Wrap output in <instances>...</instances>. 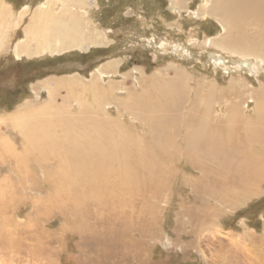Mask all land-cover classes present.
<instances>
[{"label":"rangeland","instance_id":"obj_1","mask_svg":"<svg viewBox=\"0 0 264 264\" xmlns=\"http://www.w3.org/2000/svg\"><path fill=\"white\" fill-rule=\"evenodd\" d=\"M2 2L10 7L8 23L27 13L20 25H8L0 52V264H264V149L257 133L244 139L247 126L263 127L243 123L264 117V55L240 46L241 37L253 41L259 29L200 15L205 0H85L84 31L100 32V43L18 57L24 27L48 0ZM46 80L49 88L39 87ZM100 86L108 92H97ZM195 98L198 106H191ZM47 110L85 119L71 135L92 127L95 115L109 114L120 133L131 135L121 134L120 148L131 152V166L154 169L152 178L140 172L125 185L113 168L103 173L106 182L98 178L97 187L74 200L75 188L63 184L68 163L61 142L52 148L46 146L53 141L42 140L26 153L12 121L26 114L40 123ZM185 121L191 129L206 124L235 145L232 165L241 160L240 170L216 169L209 146L186 155L192 144L179 130ZM53 128L47 131L58 138L62 129ZM244 156L258 161L256 182Z\"/></svg>","mask_w":264,"mask_h":264},{"label":"bare ground","instance_id":"obj_2","mask_svg":"<svg viewBox=\"0 0 264 264\" xmlns=\"http://www.w3.org/2000/svg\"><path fill=\"white\" fill-rule=\"evenodd\" d=\"M172 1H175L176 5L179 4L180 2L181 3L184 2V0H172ZM85 4H86L85 0H48V3H45L40 7H38V9L31 14V22L26 26L24 25L25 26L24 31L26 36L24 39L18 41L17 45L15 46V55L18 57L20 56L35 57V56H42L43 54L46 53L60 54L61 52L71 48L81 47L82 49H84L83 47L85 46L88 47L87 46L88 40L91 41L90 44L100 43L102 41V35L100 32L94 33L92 37H88L86 35V31H84V28H87V27L83 28V23L86 24V22H83L82 20V18L87 13ZM9 8L10 7L7 5L6 2L0 3V52L3 51V49L5 48L4 47V45L6 44L5 36L7 35L6 32L9 29L8 25L9 24L10 26L20 25L23 21L24 14L27 13L26 10H24L23 13L20 12L19 19L15 21L10 19L11 17H9V23H8L7 10ZM201 14H206L207 16H214L221 20L222 19L227 20L230 23H235L239 26L242 24L245 26L247 23H249V25H255L257 29H259V35L256 36V38H254L253 41H248V42L246 41L245 37L244 38L241 37L240 46L241 49H251L252 51L255 49L257 51H253V52L255 53L262 52L259 55H264V0H205V4H202V6L200 7V15ZM99 38L101 39V41L99 40ZM227 43L230 42L226 39L221 40V45L225 46L227 49H230L231 46L230 44ZM244 66L249 67L250 63L244 62ZM49 86H50V81L46 80L45 82H42V85L39 87L48 89ZM98 91L108 92V89L100 86L98 87L97 92ZM48 93L50 96L54 95L52 89ZM255 96L256 98H258V102H259V103L256 102V104L258 103V107L261 108L262 100L260 99V96L258 94L257 95L255 94ZM197 100L198 99L194 100L195 104L193 103V105L191 106H198L196 105V103L198 102ZM122 102L127 103L129 102V100L128 99L122 100ZM259 112L263 113V111L261 110H259ZM155 114H156V110H155ZM39 117L41 119L40 123H32L30 121H27L26 119L31 117L30 116L27 117L26 114L18 115L17 117H12V121L15 124L16 129L24 135L27 141L26 150H25L26 153L27 151L28 152L31 151L32 147H34L35 145L37 147H42L43 145L42 140L47 139V141H53L49 143L48 146H46L52 148L54 146H57V142L55 141L56 139L61 142L63 146L61 147L62 149L60 148L61 149L60 152L64 153L65 160L68 163V167H66L67 171L62 175L64 182L63 184H66L69 188H73V189L75 188L71 192L72 193L71 197L77 198V199L74 198V200H78V194L83 195L84 188H88L87 190L91 192L90 190L91 187H97L98 178L105 181L102 177L110 173L113 168H116L118 173L119 171L123 172L122 181L125 185H129L131 183L130 179L135 175L139 179V177L143 176L142 174L146 173L145 175H147L146 176L147 179L152 178V173L154 169L152 170L144 169V171L141 172L139 171V167L136 166L137 165L136 162L134 163L135 167L131 166V156H130L132 155L131 152L130 151L126 152V149L124 148L120 149L122 143L121 134L123 133L120 132L123 130L118 129L121 127L118 126V124L112 119V117H110L109 114L107 115V117H100V118L99 115H95V118H93L94 125L90 127L87 131H84L81 135H71L70 132H72V130L76 128V121L79 119L80 122H84L85 121L84 118H78L75 121L74 118L69 116H62L59 114L58 111L55 110L44 111ZM162 118H164V116H162ZM191 118L193 119V117ZM256 120L258 122H262L260 127L263 128L261 129V131L259 130L257 131V129L255 128L248 131L247 128L249 129L250 127L247 126L244 139L251 137L252 134L254 133H257L259 140L262 142L261 144L262 149H264V117L258 116L256 119L254 117L253 118L246 117L245 119H243V123L246 126L253 123ZM65 121L70 122L73 126L70 125L65 126L64 125ZM177 121L179 124V120ZM103 122L104 124L102 125ZM203 122L205 123L204 120ZM52 123H55L56 125L45 127L46 125L48 124L50 125ZM105 123H108L109 125ZM192 125L194 126V123H192ZM33 127L36 128L33 131H31ZM51 127H54L53 128L54 130L55 128L62 129L60 132H58L59 135V137L57 136L58 138H56L55 136L57 132L55 133L54 131L53 132L47 131ZM190 127H192L191 122L185 121V124L182 126V128L179 129V130L183 129L185 131V137L187 141H190L192 144L191 147L190 146L188 147V149L185 148L186 155L192 156L194 158L195 153L201 150L198 148V146L200 145H203V147L209 146L210 147L209 154L216 155L217 165H219L217 166L216 169L224 170L226 172L231 171L229 168H226L227 167L226 165L228 164L231 167H236L238 171L240 170L241 168L240 165L242 162L241 160L238 161L240 165L238 164L232 165V158L237 153L235 151L236 149L235 145L229 146L227 144V140L224 139V137L220 138V135L218 137L216 133L217 131L215 132L212 129L207 128L206 124L203 126H198L196 124L194 129H191ZM185 128L187 130H185ZM152 129L154 133L155 131L156 133H158L157 128H152ZM173 129L175 128L173 127ZM176 131H178V129ZM129 136H131L129 132H125L122 135L123 139L124 138L130 139ZM172 142H173L172 144H174V140ZM5 143H7L5 145H8L7 141ZM71 146H73L74 148H71ZM178 150H179L178 148L173 147L174 152L172 153H174L175 155L178 153ZM119 154H121V157L118 159ZM245 158L247 159L245 164L250 166L247 167L248 169L246 168V170L248 174L255 175L253 180L254 182H256L261 175L260 173H258V163H256L258 161L256 160L255 157L251 159L247 157ZM195 162H199V161L197 160ZM199 165L202 168L201 164ZM242 165L245 168L244 163ZM144 167L146 166L144 165ZM131 169L134 170V173H131ZM215 170L214 172H212V174L216 173ZM140 172L142 174H140ZM247 172L245 171L244 173ZM72 173L74 175H71ZM103 173L105 175H103ZM128 174H130V177L127 176ZM247 177L246 176L244 177L243 175V179ZM93 179H94V183H93ZM138 179L136 181H139ZM140 181H142V179ZM227 181L229 182V180ZM135 184L140 186L139 184H137V182ZM69 188L67 190H69ZM203 191L206 192V190ZM65 200L67 201L66 198ZM121 202H124V200H122ZM78 204L80 205V203ZM61 206H63V204ZM85 207L86 206H84V208ZM77 209H81V208H77ZM77 215L80 216L78 212Z\"/></svg>","mask_w":264,"mask_h":264},{"label":"trees","instance_id":"obj_3","mask_svg":"<svg viewBox=\"0 0 264 264\" xmlns=\"http://www.w3.org/2000/svg\"><path fill=\"white\" fill-rule=\"evenodd\" d=\"M0 104H1V102H0ZM8 107H11L10 105H8Z\"/></svg>","mask_w":264,"mask_h":264}]
</instances>
